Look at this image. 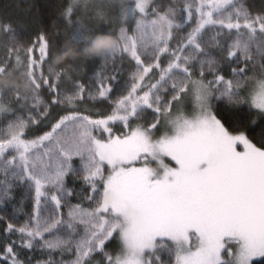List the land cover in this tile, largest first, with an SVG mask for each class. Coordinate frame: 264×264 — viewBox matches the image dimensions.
I'll use <instances>...</instances> for the list:
<instances>
[{
  "label": "snow or ice",
  "instance_id": "6c2138e0",
  "mask_svg": "<svg viewBox=\"0 0 264 264\" xmlns=\"http://www.w3.org/2000/svg\"><path fill=\"white\" fill-rule=\"evenodd\" d=\"M23 11L0 14V264H264V0Z\"/></svg>",
  "mask_w": 264,
  "mask_h": 264
},
{
  "label": "trees",
  "instance_id": "16d2710c",
  "mask_svg": "<svg viewBox=\"0 0 264 264\" xmlns=\"http://www.w3.org/2000/svg\"><path fill=\"white\" fill-rule=\"evenodd\" d=\"M29 3L33 5V13L37 19L46 24L54 14L59 0H0V14L7 12L14 21L22 22L24 19L23 6Z\"/></svg>",
  "mask_w": 264,
  "mask_h": 264
}]
</instances>
